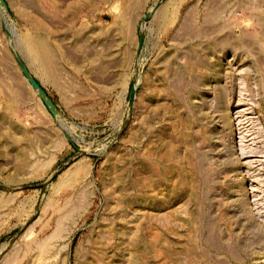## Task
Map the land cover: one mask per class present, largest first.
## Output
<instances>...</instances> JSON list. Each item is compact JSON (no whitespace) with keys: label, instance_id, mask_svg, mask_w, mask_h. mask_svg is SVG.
Instances as JSON below:
<instances>
[{"label":"rangeland","instance_id":"obj_1","mask_svg":"<svg viewBox=\"0 0 264 264\" xmlns=\"http://www.w3.org/2000/svg\"><path fill=\"white\" fill-rule=\"evenodd\" d=\"M0 264H264V0H0Z\"/></svg>","mask_w":264,"mask_h":264},{"label":"water","instance_id":"obj_2","mask_svg":"<svg viewBox=\"0 0 264 264\" xmlns=\"http://www.w3.org/2000/svg\"><path fill=\"white\" fill-rule=\"evenodd\" d=\"M2 3H3V1H2ZM18 61H19V63H20V65H21V67H22V69L24 70V72L26 73V75H27V77H28V79L32 82V84L42 93V94H44L45 95V93L42 91V89H41V87L39 86V84L36 82V80L31 76V74L28 72V70L26 69V67H25V65H24V63L22 62V60H21V58L20 57H18ZM134 96V89H133V91H132V97ZM49 100V99H48ZM49 103H50V101H49ZM50 105L52 106V104L50 103ZM65 134H66V136H67V138H68V140L70 141V142H72V140H71V138H70V136L65 132Z\"/></svg>","mask_w":264,"mask_h":264},{"label":"bare ground","instance_id":"obj_3","mask_svg":"<svg viewBox=\"0 0 264 264\" xmlns=\"http://www.w3.org/2000/svg\"><path fill=\"white\" fill-rule=\"evenodd\" d=\"M212 231V230H211ZM210 236H211V234H210ZM217 237V236H216ZM211 240V239H210ZM217 242H218V240H216Z\"/></svg>","mask_w":264,"mask_h":264}]
</instances>
